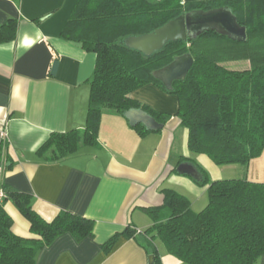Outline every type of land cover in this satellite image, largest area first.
<instances>
[{"label":"trees","instance_id":"1","mask_svg":"<svg viewBox=\"0 0 264 264\" xmlns=\"http://www.w3.org/2000/svg\"><path fill=\"white\" fill-rule=\"evenodd\" d=\"M219 7L233 10L246 28V42L208 32L195 40L169 42L151 56L126 45L128 38L150 34L190 11ZM15 22L5 27L0 42L16 39ZM60 37L81 43L85 51L96 55L97 62L85 129L53 133L38 151L42 157L49 156L48 163H62L83 147L97 146L105 113L124 117L137 109L167 124L171 115L131 97L147 85L177 97L175 117L189 131L193 155H206L217 166H248L263 153L264 0H78ZM187 54L194 59L191 70L185 80L167 90L154 72ZM231 62H248L249 66L231 68ZM133 128L141 136L150 133L141 124ZM185 162L198 171L199 178L193 181L208 187L206 208L195 212L186 196L164 189L162 206L139 207L153 226L143 233L129 226L103 245L105 252L122 236L142 235L139 243L153 256L152 264H162L157 240L184 264H255L264 255V184L245 179L212 181L207 170L191 158L181 157L178 165ZM176 168L172 173H178ZM4 191V202L12 201L30 222L32 237L15 235L13 219L0 205V264H36L39 252L60 236L70 234L82 241L94 235L91 219L62 211L47 221L33 209L29 195L5 187Z\"/></svg>","mask_w":264,"mask_h":264},{"label":"crops","instance_id":"2","mask_svg":"<svg viewBox=\"0 0 264 264\" xmlns=\"http://www.w3.org/2000/svg\"><path fill=\"white\" fill-rule=\"evenodd\" d=\"M77 2L0 0V38L12 20L17 25L16 39L0 42L3 188L29 195L33 209L47 221L67 211L94 222L92 237L77 241L64 234L39 252L36 264H150L139 243L142 235L120 237L109 253L103 245L129 226L142 233L150 229L154 223L139 207L162 206L164 189L186 196L195 212L206 208L208 187L172 173L181 157L201 165L212 181L245 179L264 184V151L248 166H217L206 155H193L189 131L175 117L177 97L147 85L131 97L172 116L162 130L141 136L125 117L105 113L97 146L83 147L62 163H48L49 156L38 151L53 133L83 131L86 126L97 57L60 37ZM3 131L8 133L7 142L1 139ZM3 205L13 219L12 232L31 238L30 222L14 203ZM255 264H264V255Z\"/></svg>","mask_w":264,"mask_h":264},{"label":"water","instance_id":"3","mask_svg":"<svg viewBox=\"0 0 264 264\" xmlns=\"http://www.w3.org/2000/svg\"><path fill=\"white\" fill-rule=\"evenodd\" d=\"M208 32H216L234 42L247 41L246 28L239 24L233 10L229 7H219L208 11H190L169 21L150 34L128 38L126 45L146 56H151L162 50L169 42L195 40ZM71 44L78 48L82 47L81 43L72 42ZM193 64L194 59L191 55H183L168 66L155 71L154 77L167 90L171 91L174 82L186 79ZM124 117L132 127L141 124L150 132H157L164 128V124L157 122L142 110L131 109L125 113ZM176 170L181 175L199 178L196 167L189 162L179 164ZM153 260V256H150V264L153 263Z\"/></svg>","mask_w":264,"mask_h":264},{"label":"rangeland","instance_id":"4","mask_svg":"<svg viewBox=\"0 0 264 264\" xmlns=\"http://www.w3.org/2000/svg\"><path fill=\"white\" fill-rule=\"evenodd\" d=\"M248 65V62H239V63H237V64H234V63H229V66L231 67V68H243L244 66H247ZM196 208H199L198 206H196ZM204 208V207H203ZM203 210V209H202ZM156 245H157V247H158V249L160 250V252H161V255H162V257L166 260V261H164L165 262V264H169L167 261H172V263L174 264H184V263H182V262H179L177 259H175L172 255H170L168 252H167V250H166V248L164 247V245L162 244V242L161 241H159V240H157L156 242Z\"/></svg>","mask_w":264,"mask_h":264},{"label":"built area","instance_id":"5","mask_svg":"<svg viewBox=\"0 0 264 264\" xmlns=\"http://www.w3.org/2000/svg\"><path fill=\"white\" fill-rule=\"evenodd\" d=\"M1 139L3 142H7L8 133L3 131L1 133ZM4 166L0 165V205H2L6 199V193L3 188Z\"/></svg>","mask_w":264,"mask_h":264}]
</instances>
